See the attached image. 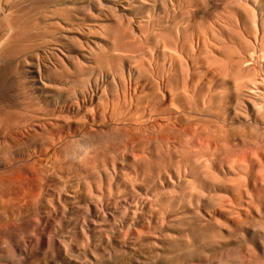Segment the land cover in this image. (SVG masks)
<instances>
[{"label":"rangeland","instance_id":"obj_1","mask_svg":"<svg viewBox=\"0 0 264 264\" xmlns=\"http://www.w3.org/2000/svg\"><path fill=\"white\" fill-rule=\"evenodd\" d=\"M1 1L3 2L4 0H0V3L4 5L5 2L2 3ZM79 1L82 2L83 5H85L81 12H84L86 14L89 11L88 6L86 5L88 4V2H90V0H77V2L76 0H74L73 4H78L77 6H79ZM159 1L163 2V0ZM168 1L169 0H167V2ZM172 1L176 2V0ZM6 2L8 3V1ZM10 2L11 0L8 3L9 6H11ZM224 2L225 0H193L192 7L189 11H185L184 8L183 10L181 9L179 13L177 12V18L179 20H182L181 22L179 21L180 23L178 22V24L182 25L183 22L184 24L193 22L195 26L203 22L202 24L206 23L203 26L206 27L207 25V27H210L212 25H216V23H220L225 24L228 27L229 25L235 24V22L237 24H241L243 22L246 23V21H244V18L241 15L236 14L235 17V15H233L234 13H232L230 10H225V5L228 2L226 1L225 4H221ZM99 3H101V0H99ZM247 3L245 4V2L243 1L244 7L247 8L248 6V9L251 8L250 11L252 10V12L254 11L253 13H256L254 14L256 16V18L254 19L259 22L262 21L261 24L257 22L259 26L264 25V11L261 10L264 9V0H258V2L257 0H249L247 1ZM8 4L4 5L5 7L3 5H0V7H2L0 9L1 16L9 14L8 18L7 15L5 19L3 17V22L7 19H11L12 21V23H10L11 21L9 20H7L6 23H2V17L0 16V25L2 26V24H5V26H2L3 29L0 28L3 32L6 30V28L8 29L9 23L10 25L13 24V26L17 29L19 27L18 30L22 31L23 29V31H25V29L27 28H24L25 24L28 23L29 20H35L33 25L31 23H28V30H31L29 31L32 35H30V32L27 33L28 30H26V32H23L24 35L20 33L21 31L18 32L17 30V32L20 34L19 35L18 33H15V40L17 41L12 39L8 42V37L9 40L11 39V30H6V32L8 31L7 34L6 32H4L3 36L6 38L3 37L5 39L3 42L7 41L8 45H13L12 43H15L16 45L14 44V48L18 47L17 45H21L19 46V48H17V50L16 48L14 49L12 46H8L10 50L8 52L7 50L2 48V45L4 47V44L7 43H2L0 45V49H2V51H6V56H4V54L0 50V53H2V55H0V264H107L110 261L115 260L116 258H120V260L122 259L126 262L129 261L128 264H142L144 263L143 261L146 260L147 262L151 260L152 264H155V261L156 264H162L164 259L163 257L167 258L166 261H168V264H178L176 262L178 260L179 264H264V230L262 229L264 228V183H262V178H264V50H262L261 48V46H264V34L262 33L261 27H258L259 30L261 29V32L257 29V33H255L256 31H252L251 29H249L246 34L245 32H241V35L237 34L236 32L235 33L237 35H234V32L228 35V33L232 32L233 29L231 31L229 30L228 32H224V34L220 33L221 36H219L218 33L217 35H215V32V37L212 38L213 35L210 34L212 33L210 30L207 31V34H205L206 31L201 32L197 30L199 27L202 26L199 24L200 26H197L195 27L196 29H193L197 30L202 34L204 32L205 33L201 35L200 33H196L197 31L191 30L192 32L188 31L186 33L187 36L186 34H182V36L181 34H177V36L179 35L178 39L183 48L181 49L180 45L177 48L178 51L177 49L172 51L173 49L171 50L169 48H161L163 36L160 37L162 33L159 34V32L156 31L157 24L161 21L159 18H157V15L159 16L158 13H161L162 10L161 8L159 9L160 5L157 7L156 10L154 9V7L150 8V14L148 19H151L148 21V24L145 22L147 24L146 26L145 23H143L144 26H142V24L138 27L136 21H131L129 24H127V26L125 25L126 23L122 24V26L124 25L126 26V28H123L121 26L122 29H125L122 30L121 35L125 33L128 37L125 35L124 36L128 39H124V37L120 35L119 31H117L118 33L116 32L117 29L116 25H114V21H103L100 19V17L97 18L96 13H93V15L91 12H88L92 16H89V14L87 13L86 15H88V17H86V19L84 18L86 21L84 19L78 21L81 22L83 20V22L85 23H79V28H83H81L82 30H77L79 33L80 31H82L83 33L80 34H82L83 36L77 35L80 39H76L77 41L74 40L76 44L74 42L71 43L72 40L71 42L69 41L70 44H68L69 42H67L66 46L70 48H68L69 50L67 49L65 53L69 55V57L66 55L64 59V57L56 51L58 50L57 48H59V44L57 43L58 41L53 38L54 33H51L52 36L49 33L50 35L48 36H51L49 38L47 36V32L43 31V29H50L51 26L49 22H58V24H56H60V27L64 25V22H66L64 20L66 15L69 13V15H72V12H70L69 10L70 8L67 6V2L62 3L64 5L60 4L59 6L61 7L57 6L58 8H60L59 12H61L63 16L57 17V14H54L53 16L45 15V17L43 16V19L41 18L42 16L39 15V17L37 13L34 14L37 16L36 17L32 15L33 13L31 12L30 16L32 17H30L29 14H26V12H24L25 14L19 12V9H15L18 11L19 14H17V11L14 10L16 13L15 14L14 11H12L13 9L10 8V11L6 9V6H8ZM62 6L67 7L66 10H69V13L64 12L63 9L65 7L63 8ZM61 8L63 9L61 10ZM5 11L7 13H5ZM11 11L12 17L10 16ZM151 11H153L155 15ZM260 11L263 13H261ZM59 12L58 14H61ZM22 14L23 16H21ZM27 15L29 16L27 17L28 19H26ZM224 15L226 16L224 17ZM19 16L20 19L21 17H24L23 19L27 20V22H25V20L23 19L21 20L25 22V24H23V22L21 23L22 25H24L22 27L21 25L16 24L19 19ZM152 16L153 18L155 16V21L152 20ZM14 17L17 18V20ZM33 17L36 18L33 19ZM61 17H63V19H60ZM261 17H263V20L261 19L260 21ZM156 19H159L160 21L158 20L159 22H157ZM31 22L33 23V21ZM209 23H212V25H210ZM90 26L93 28H91L90 30L88 29L87 32V28ZM20 27L22 29H20ZM83 30L86 32L84 33ZM2 31L0 30L1 37V34H3ZM43 33L45 35H43ZM27 34H29V36H32L31 39L28 38ZM117 34L123 37L122 39L124 41L120 39L122 41L121 44L117 42L119 39L115 38L118 37ZM208 34H210L211 36ZM5 35H8V37ZM15 35L13 34L12 37ZM21 35L22 37L26 36L25 40L23 38V42L26 41L25 43L20 42L22 39L20 37ZM158 36L161 39L160 43L158 42L160 40ZM235 36L238 37L236 38ZM82 37H85V39H93L96 41V44H87L86 40ZM216 38L218 39V41ZM26 39H29L30 42L28 41V43ZM184 39L185 41H183ZM2 40L0 42H2ZM42 40H44L45 42H43ZM48 40L51 41V43H47ZM78 40H80L81 43ZM203 40H206L210 43L209 44L205 42V44H208H206L205 46L206 49L204 48V44H202ZM220 40L221 42H219ZM123 42L125 43V46ZM46 43L49 45H44V47L43 44ZM129 43L131 44V46L129 45ZM37 44L38 46H36ZM117 44L119 47L117 46ZM211 44L213 47H209V45ZM248 44L251 46H249ZM88 45H91L89 47L91 50L88 48ZM218 46H220V49L218 48ZM4 48H7V45ZM13 49L15 51L12 52V54H9L11 53V51H13ZM51 49H53L54 51ZM28 53L31 54V56ZM35 53L37 54L35 55ZM52 53H54V56ZM55 53L57 56L59 55V57H61V59L63 60V62H60V65L58 62L62 60L60 58H56L55 60ZM82 53L85 55L88 54L87 56L90 55L89 58L91 59L82 58V56L80 55ZM34 55L35 57H33ZM20 58L22 60H20ZM26 60L30 61L27 62ZM37 61L38 64H36V66L38 65V67H36L35 65L32 67L35 70L37 68L39 74L42 77L41 80L43 82L49 83L50 87L52 88L51 90L49 87L47 91L38 92L36 89L33 88L30 75L26 73V69L29 67V65H33L34 62L37 63ZM39 63L42 65H40ZM61 64L64 66H62ZM45 65L46 67L49 65L47 69H45ZM48 71L49 73H47ZM250 72L252 75H249ZM46 75L49 77H46ZM24 76H28L26 77V80L24 79ZM171 76L173 78H169ZM44 77L47 78V80L45 79L46 81L44 80ZM166 77L169 78V82L172 79L176 80L177 78V81L172 80L170 84L172 85L173 82L175 84L179 81L178 84H175L178 87H180L181 82L185 81L184 83L186 89H183L185 92H183L184 97L181 93L183 90L181 92H178V98L181 100V105L179 103L180 106L178 104V106H175L179 108L176 109V107L174 106L176 112L178 110L181 116L178 114V112H175L176 114L174 115V117L177 116L175 117L177 120L174 119L164 121V119H156V124L161 123L160 125H162V131L161 129L159 130V126L153 125L152 120L149 119L150 116L147 117V111H144V114L146 112L145 115L142 113V115H144V117L146 116L145 118L148 119L147 121L144 120L145 118H142L143 120L139 119V116L141 115L139 113L142 112L141 110H146L143 108L144 106L141 105V100L143 99L144 101H147L148 97L155 101V105L158 107L162 106V104L164 103L166 105L168 104L167 101L164 102V100H162L161 98L164 95L168 96V94L166 93L167 89L163 88V86L161 85L162 81L168 80L166 79ZM27 80L29 81V85ZM54 81L56 83H54ZM155 81H158V85ZM186 82L189 86L186 85ZM184 83L182 84L184 85ZM182 84L181 86H183ZM55 86H57L56 90L59 88L60 89L56 91L54 89ZM192 88L195 90H193ZM49 94H51V96ZM151 94L152 96H154L151 97ZM123 98L125 99V102L127 101L126 103L122 102ZM145 98L147 100H145ZM204 98H208L209 103ZM135 99L139 101L136 102ZM185 100H188L189 103L188 101L185 102ZM193 101L194 103H192ZM131 102L133 105L130 104ZM138 102H141L140 105L143 106L140 107V109L138 108L140 106ZM122 103H124V105L126 106H124V109ZM136 104L137 108L140 110H138L139 112L137 111L138 113L136 112V108L134 107L136 106ZM111 105H114L116 108L117 106H119L118 108L119 110H121V115H124L125 108H127L126 110H128V106H131V109H133L131 112H133V114L135 115V111L136 114L139 115V118H137L139 119L138 121L140 122L141 120L143 121V123L137 122L136 118H134L136 119V122L132 117L131 120L129 115H124L125 117L120 116V118L118 119L115 118V120H117L115 122L114 117L119 115V110L114 108V106L112 107ZM107 106L109 108L108 110H105V112L103 109H105V107L107 109ZM111 107L113 108V110ZM89 109H91L93 113L90 112ZM114 109L116 110L114 111ZM175 109L173 108L172 111L174 112ZM179 109L183 111H180ZM110 111H112V113ZM116 111L117 114H115ZM103 112L104 115L102 114ZM111 114L112 116H110ZM126 114H130V112H127ZM107 115H109V118ZM104 116H106L107 119L103 118ZM128 116L130 120H127ZM121 117L122 119L124 118L126 124H122L124 120L122 121ZM183 117L185 119H183ZM178 118L181 119L178 120ZM189 118L190 120L191 118H193L192 120L195 119L194 121L191 120L193 123L196 121L202 122V120L203 123L207 121L205 124L209 126L206 127L207 130H209V135L212 136L214 133L217 132L215 135L220 137L218 142L215 138L216 140H211L209 145L208 143H205L206 145L202 144L204 145V148L201 146H195L196 149L193 146V148L190 147V140H188L185 136L183 137L184 132H182L185 128L188 129V131L186 130L185 132L186 136H188L189 134L187 133L191 132L194 129V125L191 126L192 123L188 120ZM185 120L188 121L186 122ZM131 121H134L135 123H137V125L135 123H132ZM179 121H181V123ZM144 122H146V124ZM141 123L143 125L138 126V124ZM173 123H175V125ZM178 124L180 126L183 125L182 127L184 128L179 127ZM144 125L146 126L144 127ZM153 126H156L157 128H153ZM175 126L177 129L175 128ZM186 126H189L191 128L189 129ZM132 127L133 129L131 131L130 129ZM135 127L138 130V134ZM142 127L145 129H143ZM181 128L183 130H181ZM179 129L181 130V133L179 132ZM144 130H149V132L147 131L148 134L147 132L145 133ZM169 130L170 132L172 131V133H170ZM128 131L131 132L130 136L128 134ZM139 131H142V134H145L143 136H150L149 134L151 132H155L154 134L151 133L150 137H152V135H154L153 138L156 136L154 138V140L156 139V142L162 137H164V140H166V138L170 134V139L175 141H173L172 143V140H166V146L167 144H171V148L173 147L174 150L181 149L180 152L182 153L178 152L179 150H177L176 153V151L171 149L169 146H167V148L166 146L163 147L164 149L162 148L161 152L166 149L164 151L165 153H162H167V155H162L163 157L159 156L161 155L159 154L160 151L157 152L159 155H157V153L155 152L146 153V148H144L145 151L142 150V153L139 152L141 149L139 151L132 149V151H130L131 153L128 152L129 150H127V148L130 147V145H125L128 142V140L126 139L131 138V134L134 137H137V135L138 137H140L141 133ZM132 132L137 135H134ZM166 132L169 133L167 134ZM160 133H162L164 136H162V134ZM121 134H123L124 137L127 135L129 136H127V138L123 137V139L126 140V143H124L125 140H121ZM172 134L174 136V139L172 138ZM178 134H181L182 138L181 136H178ZM183 138H186V142L184 141L183 143H179V141H182ZM177 140H179L178 143ZM173 144L175 146H173ZM178 144H182L180 148L179 146H177ZM122 145L124 146V148L127 146V148H125L127 152L121 151H125ZM188 145L190 146L188 147ZM169 148L171 150H169ZM182 148L185 151H183ZM194 149L197 151H195ZM168 150L172 152H169ZM77 151L81 154L78 155ZM132 153H134L135 155ZM149 153L151 154L149 155ZM173 153L175 155H178L179 153V158H175L176 156L173 155ZM152 154H155L154 156L156 158ZM183 154H185L189 159L191 157L194 160H196L194 157H200V160L207 158L206 160L208 161H206V163H210L207 164L211 169H209V167H207L206 169L209 170V172L207 171V175L209 176V183L205 182V186L204 184L202 185L203 188L202 186H198L199 188H195L197 185H195L194 188L192 187L195 190L197 189V192L188 187L187 190L185 186L179 188V183L185 180V178L189 179V176H186L187 174H183L182 172L176 171L178 167L177 164H180L179 161L181 160L182 162H184L187 159V157ZM140 155H144L145 158L144 156L142 157ZM181 155L183 158L181 157ZM136 156L138 157L136 158ZM139 157L144 162L141 161L143 163H139L138 165V162H140V159H138ZM160 157L164 160L162 159V161L157 159ZM134 158H136L135 161H138L135 162ZM145 159L146 161L150 159V162H153L154 159L155 162L157 160V163H159L160 161L165 162L166 165L168 164L167 166H164L167 170L164 171L163 169V165L165 163H163V165L162 163L156 164L155 168L154 162V165H152L153 167H150V164L152 162H146ZM232 159L234 160V163H236V161H239L240 163H237L240 165L238 166V164L234 163L233 165H231V162H233ZM128 161H130L131 163ZM174 161H177V164ZM197 161L200 162L199 160ZM133 162H135V164ZM148 162L150 164H148ZM242 163L243 166L241 165ZM132 164H134V166ZM146 164H148V167L150 169L153 168L151 169L152 171L154 170V172L151 171L152 174L154 173L153 175L155 176L158 174V176H156L155 183L150 185V187L148 188V193L144 194L143 192L145 187H142V184H140V186L142 187L140 188L138 182L141 178L140 176L146 174ZM158 165H160L163 170L160 169ZM234 165H236L237 167L241 166V170L239 168L238 170L237 167ZM229 166H234V168H236H230ZM145 167L146 169L144 170ZM228 167L232 170L230 171ZM155 169H157V171L160 170L162 172L159 173L155 171ZM148 171L149 170H147V173ZM215 176L217 178H215ZM131 177L133 178V180ZM249 178L251 180L252 178H254L256 182H254L253 180L254 183H252ZM129 179H131V181ZM128 180L130 184L129 182H127ZM236 180H239V182H236ZM233 181H235L236 183ZM131 184L132 187H130ZM233 186L240 187V195L242 194L241 197L237 196L238 193L235 192L237 191L235 189H237L238 187L234 188ZM130 188L132 190L135 189L134 191L138 190L139 192L135 193L130 190ZM190 190H193V192ZM130 191H132L133 195L138 197V199L140 196L137 205L142 203L143 206H139L140 208H138V206H135L137 207V211L133 205L128 206V208L126 207L128 202H126L127 200H125V195ZM180 192L181 194H179ZM189 192H191V194L197 193V196L192 195L194 198L192 196L187 197L190 195ZM116 193L118 195H116ZM171 195L174 197H172ZM199 195L200 197H198ZM249 196L254 199L252 200L254 201L255 205H252V207L250 206L251 204L246 205V202L249 200ZM141 197L143 200L141 199ZM144 197L146 198L144 199ZM153 197H160V200H162L163 198L162 202H164L165 200L169 202V207L167 208L168 211H166L167 209H165L164 207V210L166 212L163 218H161L162 216L155 213L154 210H151L153 209L152 204L155 200ZM238 197H240V199ZM169 198L173 199L171 200ZM175 198L178 200L176 201ZM181 198L182 201L180 200ZM236 198H238L241 203L243 202V205L241 204V206H239L240 210L239 207L237 209L238 212H242L240 214V219L239 217L236 218L237 215L234 213V207H230L232 208L233 212L225 209L229 208L228 201H239ZM119 199H121L120 202L118 201ZM122 199L125 201H123ZM151 199L154 200L151 201ZM165 202L161 205L165 206ZM147 203L151 205H148ZM166 206H168L167 202ZM131 207L133 208L131 209ZM248 207L249 211H251L250 214L252 215L248 213L249 211L247 212L246 208ZM128 209H134V212L131 211L130 214V210ZM126 210L127 212H125ZM244 212L245 215L243 214ZM230 213L233 217L230 215ZM248 214L251 217H248ZM242 218L244 222H242ZM245 219L247 221H250L248 222L249 224L245 222ZM250 219H252V221ZM214 222L217 223L214 224ZM243 223L245 224L243 225ZM180 224L183 226H181ZM217 225H219V227ZM245 225L246 227H244ZM220 226L222 227L220 228ZM248 226H251V228L255 230L253 231L251 228H248ZM201 228H207V234H212L217 230L219 231L215 233L219 234L218 236L216 235L214 237L216 239L210 238L212 239L211 241L208 238L209 242L206 241V243L200 245V249L196 247L197 249H194L196 251L195 255L192 254L195 257L192 255L187 256V254H185V257H182L184 260L178 258L177 260L175 259V254L172 253V257L175 260L172 259L170 255L171 251L169 250V248H172V246L177 248L175 245H179L180 243L182 244V242H180L182 240V235L186 234L188 238H192V234L195 232H199ZM230 228H232L233 230ZM256 228H258V230ZM124 229L127 231H125ZM189 229L192 232H190ZM204 229H201V231H203ZM194 230L195 232H193ZM229 231H233V233H230ZM188 232L191 233V235L189 233L190 237L188 235ZM234 232L239 238L236 236V234L234 235V237L231 236L234 234ZM229 233L231 235H229ZM154 234H156L155 237ZM171 234L173 235V237L175 234L179 237H176L175 235V237L172 238ZM222 235L223 238L224 236L225 238L229 236L231 237L227 239L219 238L220 236L222 237ZM184 238L186 239L187 237H183V239ZM193 238L192 243L195 244ZM172 239L175 240V243ZM171 240L172 244H170ZM176 241H179L180 243H177ZM211 242H214V244L212 245ZM252 242L254 243V245ZM167 244H170V246L166 247ZM182 247L183 244L181 248ZM166 249L169 250V253ZM163 250L164 253L162 252ZM197 250L198 256L196 255ZM165 251H167L166 254ZM247 253L249 256L247 255ZM84 254L86 255V257ZM111 255L114 256L109 257ZM94 256L96 257V259ZM97 256L99 263L97 261ZM180 256H183V253ZM206 256L209 258H207ZM151 257L155 259L152 260ZM157 258H160L161 262ZM168 258H171L172 262L170 261L171 259L168 260ZM185 258L187 259L185 260ZM169 261L171 263H169ZM147 262L145 263L148 264ZM165 262H163V264H166ZM149 263L151 264V262Z\"/></svg>","mask_w":264,"mask_h":264},{"label":"bare ground","instance_id":"obj_2","mask_svg":"<svg viewBox=\"0 0 264 264\" xmlns=\"http://www.w3.org/2000/svg\"><path fill=\"white\" fill-rule=\"evenodd\" d=\"M6 1H8V3H9V1L10 0H4L3 2H5V3H7ZM162 1V0H161ZM224 1V0H223ZM228 2V3H226V5H225V10H230L232 13H234L233 15H235V17H236V14L237 15H241L243 18H244V21H246V23L245 22H243V23H241V24H237L235 21V24H232V25H229L228 27L225 25V24H220V23H216V25H212V23L210 24V25H212V26H210V27H207V25H206V27L205 26H203V25H205V24H202L203 22H201V24L200 25H202L201 27H199L197 30H199V31H201V32H203V31H206V33L205 34H207V31L208 30H210L212 33H210L211 35H213L212 36V38L213 37H215L214 36V33H215V35H217V33H218V35L219 36H221V34L220 33H222V34H224V32H228L229 30L231 31L232 29V32H230V33H228V35L229 34H231V33H233L234 32V35L237 33V34H240L241 32H245V34H246V32H248L249 31V29H251L252 31H256L255 33H257V29H258V27H261V29H262V33L264 34V32H263V30H264V25H262V26H259V24L257 23V22H259V21H256V19H254V18H256V16L254 15V14H256V13H253L252 12V10L250 11V9H248V6H247V8L246 7H244V4H243V1L245 2V4L247 3V1H249V0H232V1H228V0H225V2ZM2 2V1H1ZM2 2V3H3ZM64 2H67V6L70 8L69 10H70V12H72V15H69L70 13H69V10L67 11L66 10V8L67 7H65V6H62L63 8H61V10L63 9L64 10V12H68L69 14H67L66 15V17H65V14H64V17H65V21L66 22H64V25L62 26V27H60V24L59 25H57L58 24V22H49V24H50V29H43V31H45V32H47V36L48 35H50L51 33H54L53 34V38H55V40L56 41H58L57 43L59 44V48H57L58 50H56L60 55H62L63 57H64V59H65V57H66V50L68 49V48H70V47H67L66 46V44H67V42H71V40H72V42L71 43H73L74 42V40H76V39H80V38H78V36L80 35V36H83L82 34H80V33H83L82 31H80V33L78 32L79 30H82L81 28H83V27H81V28H79V26H80V24H81V22H83V20L81 21V22H78V21H80L81 19H86V17H88V15H86L88 12H91L92 14L93 13H96V15H97V18L98 17H100V19L101 20H103V21H114L115 23H114V25H116V32L117 31H119L120 32V35H121V33H122V30H125V29H122V27L124 28H126V26H127V24H129L131 21H136V24H138V27H139V25H142L143 23H149L148 21L151 19H148L149 18V12H150V8H153L154 7V9L156 10L157 9V7L159 6V9L161 8L162 10H161V13L159 12L158 14H159V16L157 15V18H159L158 20L160 21H158L157 19V22H159L158 24H157V29H156V31L157 32H159V34H161L162 33V35L160 36V37H162V42H161V45H162V47H161V45H160V47L163 49V48H169V49H173L172 51H174L175 49H177L178 48V46H180L181 45V43H180V41H179V39H178V36H177V34H181V36H182V34L184 35V34H186L188 31H190V32H192L191 30H195L196 28L195 27H197V26H200L199 24L198 25H195L194 26V24H193V22H189V23H185L184 24V22L182 23V25L180 24H178V22L180 21H182V20H179L178 18H177V12L179 13L180 12V10L182 9H184L185 11H189L190 9H191V7H192V4H193V0H176V2L175 1H172V0H169L168 2H167V0L166 1H164L163 0V2H160L159 0H101V3H99V0H90V2H88V4L86 5V6H88V8H89V11L85 14L84 12H81L82 10H83V8H84V6L85 5H83L82 4V2H80L79 1V6H77L78 4H73V2H74V0H11V6H9V4H8V6H6V9L7 10H9L10 11V8L11 9H13L12 11H14L15 9H19V12H21V13H24V12H26V14H29V16L31 15V12L33 13L32 15H34L35 13H37L38 14V16L40 15V16H42L41 18L43 19L44 17H45V15H47V16H53L54 14L56 15L57 14V17H59V16H63L62 15V13L61 12H59V10H60V8H58L57 6H59L60 4L61 5H64V4H62V3H64ZM76 2H77V0H76ZM167 2V3H166ZM201 2V1H200ZM225 2L224 3H221V4H225ZM257 2H258V0H257ZM4 3V5H7V4H5ZM13 3V4H12ZM159 3V4H158ZM256 3V2H255ZM260 3H261V1H260ZM263 3V2H262ZM151 4V5H150ZM158 4V5H157ZM202 4H203V2H202ZM248 4V3H247ZM258 4V3H257ZM0 5H3V4H1L0 3ZM3 5V6H4ZM246 6V5H245ZM264 6V5H263ZM5 7V6H4ZM3 7V8H4ZM8 7V8H7ZM59 7H61V6H59ZM223 7H224V5H223ZM250 7V6H249ZM259 7H261V6H259ZM258 7V8H259ZM2 7H0V9H1ZM82 8V9H81ZM88 8H87V10H88ZM86 9V8H85ZM84 9V10H85ZM3 10V9H2ZM1 10V11H2ZM6 10V11H7ZM66 10V11H65ZM225 10H224V12H225ZM261 10H263L264 11V9H261ZM5 11V13H7ZM12 11L10 12V16L12 17ZM15 11H17V10H15ZM15 11H14V13H15ZM191 11H193V10H191ZM4 12V11H3ZM58 12L59 13H61V14H58ZM151 12H153V11H151ZM261 12V11H260ZM259 12V13H260ZM1 13V12H0ZM4 13V14H5ZM20 13V14H21ZM154 13V12H153ZM183 13V12H182ZM185 13V12H184ZM187 13V12H186ZM190 13V12H189ZM189 13H188V15H189ZM193 13V12H192ZM261 13H263V12H261ZM16 14V13H15ZM17 14H19L18 13V11H17ZM25 14V13H24ZM85 14V15H84ZM89 14V16H92V15H90V13H88ZM6 15H7V18H8V15L9 14H5V16H1V14H0V16L2 17V23H6V21L7 20H9V19H7V20H5L4 22H3V17H4V19H5V17H6ZM94 15V14H93ZM154 15H155V13H154ZM191 15V14H190ZM193 15V14H192ZM227 15V14H226ZM226 15H224V17L226 16ZM14 16V15H13ZM21 16H23V14L21 15ZM25 16V15H24ZM28 15L26 16V19H28L27 17H29ZM34 16H36V15H34ZM39 16V17H40ZM44 16V17H43ZM46 16V17H47ZM183 16V15H182ZM240 16V17H241ZM263 16V15H262ZM17 17H18V15H17ZM30 17H32V16H30ZM37 17V16H36ZM36 17H33V19L34 18H36ZM38 17V18H39ZM56 17V18H57ZM151 17V16H150ZM180 17V16H179ZM189 17V16H188ZM192 17V16H191ZM15 18V17H14ZM13 18V19H14ZM24 18V17H23ZM22 17H21V19H20V16H19V19H18V21H17V23L16 24H18V25H21V27L22 26H24V25H22L21 23L23 22V21H21L22 19H23ZM55 18V17H54ZM91 18H93V17H91ZM147 18V19H146ZM152 18H153V16H152ZM154 18H155V16H154ZM152 19V20H154L155 21V19ZM181 18V17H180ZM193 18V17H192ZM228 18V17H227ZM242 18V19H243ZM1 19V18H0ZM16 20H17V18H15ZM46 19V18H45ZM49 19H51V18H49ZM60 19H63V17H61ZM84 19V20H85ZM178 21H177V20ZM194 19H195V15H194ZM213 19H215V18H213ZM231 19V18H230ZM239 19H241V18H239ZM249 21H248V20ZM261 19L263 20V17H261L260 18V21H261ZM15 20V21H16ZM23 20H25V19H23ZM35 20V19H34ZM34 20H31V21H33V23L29 20L28 21V23H31L32 25L34 24ZM201 20V19H200ZM210 20V19H209ZM223 20H225V19H223ZM222 20V21H223ZM237 20V19H236ZM9 21H11V19L9 20ZM8 21V22H9ZM37 21V20H36ZM62 21V20H61ZM86 21V20H85ZM89 21V20H88ZM177 21V22H176ZM190 21V20H189ZM221 21V20H220ZM241 21V20H240ZM243 21V20H242ZM249 23H248V22ZM20 22V23H19ZM25 22H27V20H25ZM25 22H23V24H25ZM153 22V21H152ZM179 22V23H180ZM197 22H199V21H197ZM215 22V21H214ZM224 22V21H223ZM238 22V21H237ZM262 22V21H261ZM261 22H259L260 24H261ZM264 22V21H263ZM10 23H12V21L10 22ZM10 23H9V25H8V29H10L11 30V39L9 40V37H8V35H5V36H7L8 37V39H7V41L9 42V41H11L12 39L13 40H15L16 39V35H15V33L17 34L19 31H21V30H18L19 29V27H18V29L16 28V27H14L13 26V24H11L10 25ZM13 23H15V22H13ZM28 23H26L25 24V27L24 28H26L25 29V31H23V29L20 27V29H22V31L20 32V33H22L23 34V32H26V30H28ZM48 23V22H47ZM57 23V24H56ZM80 23V24H79ZM124 23H126L125 25L126 26H122V24H124ZM134 23V22H133ZM145 23V26L147 25ZM154 23V22H153ZM8 24V23H7ZM15 24V25H16ZM46 24V23H45ZM48 24V25H49ZM62 24V23H61ZM82 24H85L84 22L82 23ZM208 24V25H209ZM215 24V23H214ZM228 24V23H227ZM264 24V23H263ZM17 25V26H18ZM27 25V26H26ZM2 26H5V24L3 25L2 24ZM1 25H0V28H2L3 29V27H2ZM82 26V25H81ZM122 26V27H121ZM142 26H144V24L142 25ZM214 26V27H213ZM233 27V28H231V27ZM6 27H7V25H6ZM6 27H4V28H6ZM120 27H121V29H120ZM249 27H251V28H249ZM91 28H93V27H88L87 28V32H88V29L90 30ZM193 28H195V29H193ZM2 29H0L1 31H2ZM7 28H6V30H8ZM32 29V28H31ZM38 29V28H37ZM153 29V28H152ZM151 29V30H152ZM260 29V30H261ZM6 30L4 31V32H6ZM17 30H18V32H17ZM30 30V29H29ZM27 31V33H29L30 31ZM78 30V31H77ZM121 30V31H120ZM141 30V29H140ZM169 30H171V31H169ZM197 30H195V31H197ZM259 30V29H258ZM259 30V31H260ZM84 31V30H83ZM114 31V30H113ZM145 31V30H144ZM194 31V32H195ZM3 32V31H2ZM4 32H3V34H1L2 35V37L0 36V41L2 40V42H0V45L3 43H7V41L6 42H3L5 39L4 38H6V37H4L3 35H4ZM38 32V31H37ZM86 31H84V33H85ZM111 32V31H110ZM116 32H114V33H116ZM124 32H126V31H124ZM123 32V33H124ZM130 32V31H129ZM236 32V33H235ZM251 32V31H250ZM249 32V33H250ZM261 32V31H260ZM8 33V31L6 32V34ZM10 33V32H9ZM50 33V34H49ZM118 33V32H117ZM175 33H176V35H175ZM196 33H200V32H196ZM203 33V34H204ZM255 33H251V34H255ZM15 35V36H13V37H15V38H13L12 37V35ZM19 34V33H18ZM129 34V33H128ZM175 36H174V35ZM201 35H203L202 33H200ZM199 34V35H200ZM210 34H208V35H210ZM236 34V35H237ZM20 35V34H19ZM19 35H17V36H19ZM24 35V34H23ZM30 35H32L31 34V32H30ZM35 35V34H34ZM38 35V34H37ZM43 35H45L44 33H43ZM78 35V36H77ZM86 35V34H85ZM110 35H112V34H110ZM115 35V34H114ZM118 35V34H117ZM120 35H118V37H115L116 39H119L117 42H119L120 44L122 43V41L120 40V39H122L123 37H124V39H128V38H126L125 36H127L125 33L124 34H122L121 36H123V37H121ZM125 35V36H124ZM158 35V34H157ZM156 35V36H157ZM173 35V36H172ZM210 35V36H211ZM241 35V34H240ZM257 35V34H256ZM27 36H28V38L29 39H31V37L32 36H29V34H27ZM51 36H52V34H51ZM50 36V37H51ZM121 38H120V37ZM186 36H187V34H186ZM186 36H184V37H186ZM205 36V35H204ZM254 36V35H253ZM4 37V38H3ZM22 39H21V41L20 42H23L24 40H25V38H26V36L24 37H22V35L20 36ZM35 37V36H34ZM49 37V36H48ZM49 37V38H50ZM88 37V36H87ZM128 37V36H127ZM145 37H146V35H145ZM183 37V38H184ZM201 37H203V36H201ZM236 37V36H235ZM238 37V36H237ZM236 37V38H237ZM242 37V36H241ZM17 38H19V37H17ZM23 38H24V40H23ZM39 38V37H38ZM48 38V39H49ZM83 39H85V37H82ZM158 38H159V36H158ZM182 38V39H183ZM197 38H199V37H197ZM206 38V37H205ZM204 38V39H205ZM217 38H218V36H217ZM216 38V39H217ZM232 38V37H231ZM243 38V37H242ZM29 39H26L27 40V42L29 41L30 42V40ZM36 39V38H35ZM47 39V38H46ZM58 39V40H57ZM115 39V40H116ZM139 39V38H138ZM147 39V38H146ZM160 39V38H159ZM158 39V40H159ZM220 39V38H219ZM254 39V38H253ZM54 40V39H53ZM86 40V43L88 44H93V45H95L96 44V41L95 40H93V39H85ZM123 40V39H122ZM237 40V39H236ZM15 41H17V40H15ZM43 42H45L44 40H42ZM41 41V42H42ZM77 41V40H76ZM79 42H80V40H78ZM84 41V40H83ZM124 41V40H123ZM160 41H161V39L158 41L159 43H160ZM183 41H185V39L183 40ZM210 41V40H209ZM215 41V40H214ZM217 41H218V39H217ZM245 41V40H244ZM14 42V41H13ZM26 42V41H25ZM25 42H23V43H25ZM28 42V43H29ZM34 42V41H33ZM42 42V43H43ZM54 42V41H53ZM70 42L68 43V44H70ZM128 42H129V40H128ZM127 42V43H128ZM147 42V41H146ZM182 42V41H181ZM198 42V41H197ZM205 42H207L206 40L204 41H202V44H204V48H205V46H206V44L207 43H209V42H207L206 44H205ZM219 42H221V40L219 41ZM219 42H218V44H219ZM246 42H248V41H246ZM12 43V42H11ZM18 43V42H17ZM37 43V42H36ZM41 43V44H42ZM47 43H51V41H49L48 40V42ZM43 44V46L44 45H49V44ZM75 44H76V42H74ZM81 43V42H80ZM124 43V42H123ZM136 43V42H135ZM158 43V44H159ZM191 43H192V41H191ZM13 45H11V44H9L8 45V43L7 44H4V47L7 45V48H4L3 47V45H2V48L3 49H5V50H7L8 52L10 51L9 50V47L8 46H12L13 48H14V44L15 43H12ZM21 44V43H20ZM85 44V43H84ZM197 44V43H196ZM210 44V43H209ZM213 44H214V42H213ZM16 45V44H15ZM23 45V44H22ZM73 45V44H72ZM77 45H79V44H77ZM114 45V44H113ZM123 45V44H122ZM129 45L131 46V44L129 43ZM133 45V44H132ZM137 45V44H136ZM208 45V44H207ZM249 45V44H248ZM247 45V46H248ZM18 47H15L16 48V50H17V48H19V46H21V45H17ZM25 46V45H24ZM26 46H28V45H26ZM36 46H38V44L36 45ZM69 46V45H68ZM81 46V45H80ZM86 46V45H85ZM91 46V45H90ZM89 45H88V48L90 47ZM117 46H118V44H117ZM124 46H125V43H124ZM130 46H129V48H130ZM210 46H212V44L211 45H209V47ZM215 46V45H214ZM249 46H251V45H249ZM248 46V47H249ZM45 47V46H44ZM77 47H79V46H77ZM119 47V46H118ZM118 47H117V49H118ZM126 47H127V45H126ZM213 47V46H212ZM220 46H218V48H219ZM0 48H1V46H0ZM14 48V49H15ZM21 48V47H20ZM121 48H122V46H121ZM123 48H125V47H123ZM181 49L183 48L182 47V45H181V47H180ZM190 48V47H189ZM223 48V47H222ZM250 48V47H249ZM261 48H262V50H264L263 48H264V46L262 47L261 46ZM13 49V51H11V53H9V54H12V52H14L15 50ZM49 49V48H48ZM90 49V48H89ZM113 49V48H112ZM206 49V48H205ZM220 49V48H219ZM218 49V50H219ZM1 51H2V49H0ZM12 50V49H11ZM32 50H34V49H32ZM32 50H31V52H32ZM40 50H42V49H40ZM44 50V49H43ZM51 50H53V49H51ZM69 50V49H68ZM71 50V49H70ZM73 50V49H72ZM80 50V49H79ZM91 50V49H90ZM132 50V49H131ZM217 50V49H216ZM54 51V50H53ZM115 51V50H114ZM138 51V50H137ZM167 51H168V49H167ZM177 51H178V49H177ZM204 51V50H203ZM5 52L6 51H2V53L4 54V56H6V54H5ZM35 52V51H34ZM37 52V51H36ZM39 52V51H38ZM42 52H45V51H42ZM70 52V51H69ZM100 52V51H99ZM131 52V51H130ZM129 52V53H130ZM135 52V51H134ZM141 52V51H140ZM163 52V51H162ZM191 52V51H190ZM207 52V51H206ZM2 53H0V55H2ZM50 53V52H49ZM85 53V52H84ZM88 53H89V51H88ZM102 53V52H101ZM133 53V52H132ZM164 53V52H163ZM173 53V52H172ZM8 54V53H7ZM8 54V55H9ZM29 54V53H28ZM37 53H35V55H36ZM44 54V53H43ZM53 54V56H54V53H52ZM124 54V53H123ZM126 54H127V52H126ZM30 56H31V54H29ZM28 55V56H29ZM33 55V54H32ZM35 55L33 56V57H35ZM55 55H56V53H55ZM78 55V54H77ZM76 55V56H77ZM81 56H82V58H85V59H91V58H89V56H87L88 54H80ZM79 55V56H80ZM110 55V54H109ZM118 55V54H117ZM164 55V54H163ZM170 55H172V54H170ZM40 56V55H39ZM45 56H46V54H45ZM51 56V55H50ZM68 57H69V55H67ZM152 56V55H151ZM18 57V56H17ZM32 57V58H33ZM37 57V56H36ZM78 57V56H77ZM92 57V56H91ZM140 57V56H139ZM216 57V56H215ZM24 58V57H23ZM29 58V57H28ZM31 58V57H30ZM55 58V60H56V58L58 59V58H60L61 59V57H59V55L57 56H55L54 57ZM76 58V57H75ZM59 59V60H60ZM78 59V58H77ZM195 59V58H194ZM198 59V58H197ZM20 60H22L21 58H20ZM25 60V59H24ZM37 60V59H36ZM35 60V61H36ZM62 60V59H61ZM73 60V59H72ZM116 60V59H115ZM173 60V59H172ZM19 61V60H18ZM27 61V60H26ZM30 61V60H29ZM29 61H27V62H29ZM81 61V60H80ZM17 62V61H16ZM60 62H63V60L62 61H59L58 63H59V65H60ZM84 62V61H83ZM193 62H194V60H193ZM85 63V62H84ZM89 63V62H88ZM198 63V62H197ZM27 64H30V63H27ZM36 64H38V61H37V63L36 62H34V64L33 65H29V67L26 69V73L27 74H29L30 75V78H31V83H32V85H33V88L34 89H36L38 92H43V91H47V89L50 87V84L49 83H46V82H43L41 79H42V77H41V75L39 74V71L37 70V68L36 67H38V65L36 66ZM40 64V63H39ZM44 64V63H43ZM50 64V63H49ZM54 64V63H53ZM53 64H52V66H53ZM64 64V63H63ZM86 64V63H85ZM180 64V63H179ZM211 64V63H210ZM215 64H217V63H215ZM24 65V64H23ZM36 66V67H34V68H36V70L35 69H33V67L32 66ZM40 65H42V64H40ZM58 65V66H59ZM62 65V64H61ZM80 65V64H79ZM78 65V66H79ZM84 65V64H83ZM49 66V65H48ZM47 66V67H48ZM57 66V65H56ZM62 66H64V65H62ZM42 67V66H41ZM47 67H46V65H45V69H47ZM61 67V66H60ZM66 67V66H65ZM108 67V66H107ZM50 68V67H49ZM160 68V67H159ZM170 68V67H169ZM55 69H56V67H55ZM188 69V68H187ZM40 70V69H39ZM41 70H42V68H41ZM170 70V69H169ZM47 71V70H46ZM50 71V70H49ZM49 71L47 72V73H49ZM163 71V70H162ZM81 72V71H80ZM165 72V71H164ZM189 72V71H188ZM21 73V72H20ZM44 73H46V72H44ZM82 73V72H81ZM84 73V72H83ZM168 73V72H167ZM186 73V72H185ZM42 74V73H41ZM148 74V73H147ZM170 74V73H169ZM199 74V73H198ZM251 74V72L249 73V75ZM28 75V76H29ZM40 75V76H39ZM78 75V74H77ZM163 75V74H162ZM172 75V74H171ZM252 75V74H251ZM28 76H26V77H28ZM247 76V75H246ZM25 77V76H24ZM26 77L24 78L25 80H26ZM46 77H49V76H47L46 75ZM185 77V76H184ZM29 78V79H30ZM169 78H173L172 76L171 77H169ZM169 78L168 77H166V79H168V80H166V81H162L161 82V85L163 86V88H165V89H167L166 90V93L168 94V96L166 95H164V96H162L161 98H162V100H164V102L165 101H167L168 102V104L166 105L165 103L164 104H162V106H156L155 105V101H153L152 99H150L149 97H148V100L145 98V100H147V101H144L143 99V101L141 100V102L143 103H145V105H144V103L142 104L141 102V105H143V106H141L140 105V103H139V109H140V107H143L144 109H146V110H141L142 112L141 113H139V114H141L140 116L139 115H137L136 114V112L139 110L138 108H137V104H136V106H134L135 108H136V112L134 111V113H135V115H137V116H135L134 114H133V112H131L133 109H131V106H128L129 108H128V110L129 109H131V110H126L127 108H125V111H124V115H129L130 116V118L132 117L133 119L134 118H139V119H144L145 117H144V115L146 114V112H145V114H144V111H147V117H149L150 116V120H152V123H153V125H156V126H159L158 128H159V130L161 129V126L162 125H160V124H156V119L157 118H160V119H164V121L166 120H174V119H176L175 117H177V116H175L174 117V115L178 112V114H179V111L177 110V112H176V109L177 108H179V107H176V106H178L179 105V103H180V105H181V100L178 98V92H181L183 89H186L185 88V81H183V82H181L180 83V87H181V89H180V87H178L177 85H175V84H178V82L177 83H175L174 84V82L172 83V85L170 84L171 82H172V80L174 81L175 79H172L170 82H169ZM176 78V77H175ZM47 80V78H45L44 77V80ZM54 79V78H53ZM84 79V78H83ZM45 80V81H46ZM186 80V79H185ZM188 80V79H187ZM245 80V79H244ZM28 81V80H27ZM26 81V82H27ZM52 81V80H51ZM59 81V80H58ZM57 81V82H58ZM159 81H160V79H159ZM175 81H177V78H176V80ZM156 82V81H155ZM158 82V81H157ZM156 82V84L158 85V83ZM54 83H56L55 81H54ZM60 83V82H59ZM64 83V82H63ZM182 83H184V85L182 84ZM187 83V82H186ZM181 84L183 85V86H181ZM28 85H29V81H28ZM57 85V84H56ZM60 85V84H59ZM94 85V84H93ZM187 86H189L188 85V83L186 84ZM2 86V85H1ZM31 86V85H30ZM54 86V85H53ZM52 86V87H53ZM161 86V87H162ZM186 86V87H187ZM29 87V86H28ZM160 87V86H159ZM182 87H184V88H182ZM196 87V86H195ZM56 88H57V86H55V90H56ZM59 88V87H58ZM66 88V87H65ZM158 88V87H157ZM190 88V87H189ZM52 88L50 87V90H51ZM53 89V90H54ZM60 89V88H59ZM59 89H57L56 91H58ZM161 89V88H160ZM164 89V90H165ZM193 89V88H192ZM199 89H200V87H199ZM209 89V88H208ZM30 90V89H29ZM28 90V91H29ZM33 90V89H32ZM54 90V91H55ZM61 90H62V87H61ZM60 90V91H61ZM163 90V89H162ZM193 90H195V89H193ZM37 92V93H38ZM53 92V91H52ZM159 92V91H158ZM162 92V91H161ZM183 92H184V90L181 92L182 93V95H183V97H184V94H183ZM199 92V91H198ZM201 92V91H200ZM209 92V91H208ZM16 93V92H15ZM29 93H31V92H29ZM46 93V92H45ZM134 93V92H133ZM180 93V94H181ZM185 93V92H184ZM193 93V92H192ZM34 94V93H33ZM163 94V93H162ZM35 95V94H34ZM50 96H51V94H49ZM181 95V96H182ZM42 96V95H41ZM40 96V97H41ZM46 96V95H45ZM55 96H56V94H55ZM148 96V95H147ZM154 96V95H153ZM152 96V94H151V97H153ZM212 96V95H211ZM44 97V96H43ZM42 97V98H43ZM47 97H49V96H47ZM143 97V96H142ZM145 97V96H144ZM186 97V96H185ZM31 98H32V96H31ZM36 98H38V97H36ZM46 98V97H45ZM182 98V97H181ZM196 98V97H195ZM194 98V99H195ZM199 98V97H198ZM44 99V98H43ZM154 99V98H153ZM184 99V98H183ZM187 99V98H186ZM205 99V98H204ZM136 100V99H135ZM179 100V101H178ZM198 100V99H197ZM205 100H207V102H208V98L207 99H205ZM132 101V100H131ZM137 101H139V100H136V102ZM186 101H188V100H185V102ZM122 102H125V99L123 98V101ZM127 102V101H126ZM125 102V103H126ZM158 102H159V100H158ZM198 102V101H197ZM134 103V102H133ZM183 103V102H182ZM188 103H189V101H188ZM192 103H194V101L192 102ZM209 103V102H208ZM37 104V103H36ZM111 104H113V103H111ZM123 104V109H124V103H122ZM130 104H132V102L130 103ZM178 104V105H177ZM202 104V103H201ZM102 105V104H101ZM133 105V104H132ZM176 105V106H175ZM179 105V106H180ZM183 105V104H182ZM189 105H191V104H189ZM195 105V104H194ZM112 107L114 106V105H111ZM176 107V109H175V107ZM187 106V105H186ZM111 107V108H112ZM119 106H117V108L114 106V108H116V109H118L119 110V108H118ZM126 107V106H125ZM108 106H107V109H106V107H105V109H103L104 111L105 110H108ZM110 108V109H111ZM133 108V107H132ZM135 108H134V110H135ZM175 109V111L173 112L172 111V109ZM181 108V107H180ZM207 108H209V107H207ZM116 109H114V111L116 110ZM182 109H184V108H182ZM211 109V108H210ZM87 110V109H86ZM90 110V112H92L91 111V109H89ZM112 110H113V108H112ZM117 110V111H118ZM180 111H183V110H181V109H179ZM113 111V112H114ZM117 111H116V113L115 114H117ZM123 111H122V113H123ZM140 111V110H139ZM138 111V112H139ZM208 111V110H207ZM210 111H212V110H210ZM102 112V111H101ZM106 112V111H105ZM111 113H112V111H110ZM120 112V113H119ZM128 112H130V114H126V113ZM137 112V113H138ZM176 112V113H175ZM93 113V112H92ZM92 113H91V115H92ZM132 113V114H131ZM142 113L144 114V115H142ZM89 114V113H88ZM103 115H104V112L102 113ZM107 114V113H106ZM108 114H110V113H108ZM118 116H116V117H114V113H113V117H114V121L116 122L117 120H115V118L116 119H118V118H120V116H123V117H125L123 114L121 115V110H119L118 111ZM132 115V116H131ZM180 115V114H179ZM178 115V116H179ZM211 115V114H210ZM94 116H96V115H94ZM108 116V118H109V115H107ZM110 116H112V114L110 115ZM129 116H128V119L127 120H130L129 119ZM135 116V117H134ZM139 116V117H138ZM181 116V115H180ZM203 116V115H202ZM112 117V118H113ZM127 117V116H126ZM92 118H93V116H92ZM103 118H106V116H104ZM111 118V119H112ZM132 118H131V120H132ZM107 119V118H106ZM121 119H122V117H121ZM120 119V120H121ZM136 119H134L135 120V122H136ZM139 119H137V122H139L138 120ZM142 119V120H143ZM181 119V118H180ZM179 118H178V120H180ZM183 119H185L184 117H183ZM193 118H191V120H192ZM197 119V118H196ZM110 120V119H109ZM113 120V119H112ZM124 120V118L122 119V121ZM144 120H148V119H144ZM177 120V119H176ZM189 121H191L190 120V118L188 119ZM187 120V121H188ZM195 120V119H194ZM194 120H192V121H194ZM198 120V119H197ZM93 121V120H92ZM186 121V120H185ZM186 121V122H187ZM191 121V126L192 125H194L193 127H194V129L191 131V132H189V133H187V134H189L188 136H186V130L188 131V129H182V128H184V127H182V126H180L179 124L181 123V121H179L180 123L178 124L179 125V127H182L181 128V130H183L182 132H184V135H183V137L185 136V137H187V139L188 140H190L189 141V143H191L190 145H188V147L190 146V147H194L195 149H196V147L195 146H198V147H203L204 148V145H202V144H207L208 143V145H209V143L211 142V140H213V141H215L216 139H217V142H218V140H219V136H216L215 134L217 133H214L212 136L211 135H209L210 133L208 132L209 130H207V126L208 125H206L205 123L207 122H205V123H203V120H202V122H200V121H196V122H192ZM119 122V121H118ZM117 122V123H118ZM121 122V121H120ZM129 122V121H128ZM127 122V123H128ZM132 122V121H131ZM130 122V123H131ZM134 121L132 122V123H135ZM140 122H142L143 123V121H141L140 120ZM139 122V123H140ZM170 122V121H169ZM168 122V123H169ZM185 122V123H186ZM212 122V121H211ZM125 123V120L122 122V124H124ZM129 123V124H130ZM138 124V126L139 125H143V124ZM145 124H146V122H144ZM149 123V122H148ZM175 123H176V121H175ZM175 123H173L174 125H175ZM126 124V123H125ZM136 125H137V123H135ZM134 124V125H135ZM170 124V123H169ZM184 124V123H183ZM187 124V123H186ZM208 124V123H207ZM214 124V123H213ZM135 125V126H136ZM151 125V124H150ZM149 125V126H150ZM171 125V124H170ZM188 125H190V124H188ZM206 125V126H205ZM146 125H144V127H145ZM149 126H147V127H149ZM155 126V127H156ZM218 126V125H217ZM146 127V128H147ZM151 127V126H150ZM154 126H153V128H155ZM166 127V126H165ZM187 127V126H186ZM209 127V126H208ZM118 128V127H117ZM136 128V127H135ZM143 128V127H142ZM157 128V127H156ZM163 128V127H162ZM171 128V127H170ZM175 128H176V126H175ZM174 128V129H175ZM187 128H191V127H187ZM132 129H133V127L130 129L131 131H132ZM140 129V128H139ZM143 129H145V128H143ZM148 129V128H147ZM177 129V128H176ZM126 130V129H125ZM136 130H137V128H136ZM142 130V129H141ZM151 130V129H150ZM159 130H158V132H159ZM162 130V129H161ZM180 130V129H179ZM179 130H177V131H179ZM181 130L179 131L180 133H181ZM217 130V129H216ZM134 131V130H133ZM145 131V130H144ZM143 131V132H144ZM148 132H149V130H147ZM147 131H145V133L147 132ZM153 131H154V129H153ZM157 131V130H156ZM163 131V130H162ZM161 131V132H162ZM165 131V130H164ZM168 131V130H167ZM174 131V130H173ZM211 131V130H210ZM214 131V130H213ZM221 131V130H220ZM129 133V136H130V131H128ZM135 132V131H134ZM140 132V131H139ZM148 132H147V134H148ZM169 132H170V130H169ZM168 132V133H169ZM175 132V131H174ZM178 132V133H179ZM133 133V132H132ZM141 133V136L140 137H138V130H137V134H134V135H137V137H134L132 134H131V136L132 137H134V138H129L130 139V142H129V139L127 138V136H125L124 137V132H123V134H121L120 135V137H122V139L121 140H125V139H123V137L124 138H127L126 140H128V142H127V144H125V145H130V147H128V148H130V149H128L127 148V146L125 147V148H127V150H129L128 152H130V151H132V149H135V150H140L139 152H143L142 150H144V148H146L147 149V151H145L146 153H148V152H151V153H157V152H159L160 151V153L159 154H161V155H159L158 153H157V155H159V156H161V157H163L162 155H167V153L166 154H163L162 152H164L165 150H163L162 152H161V150H162V148L163 147H165L166 146V143H167V141L166 140H168V139H170V137H169V135H168V137L166 138V136H165V138H166V140H164V137H162V138H160V140H158L157 142L154 140V138L156 137H154L153 138V136L154 135H152V137H150L151 136V133H153V132H151L149 135L150 136H143V135H145V134H142V131L140 132ZM139 133V134H140ZM155 133V132H154ZM153 133V134H154ZM167 133V132H166ZM167 133V134H168ZM170 133H172V131L170 132ZM213 133V132H212ZM159 134V133H158ZM157 134V135H158ZM160 134H162V133H160ZM164 134H165V132H164ZM221 134V133H220ZM38 135V134H37ZM41 135V134H40ZM123 135V136H122ZM126 135V134H125ZM218 135V134H217ZM128 136V137H129ZM162 136H164L163 134H162ZM172 136H173V134H172ZM178 136H181V134H178ZM40 137V136H39ZM117 137H118V135H117ZM176 137H177V135H176ZM218 137V138H217ZM37 138V137H36ZM41 138H42V136H41ZM82 138V137H81ZM152 138H153V140H152ZM173 139H174V136L172 137ZM180 138V137H179ZM181 138H182V136H181ZM180 138V139H181ZM216 138V139H215ZM224 138V137H223ZM223 138H221V139H223ZM226 138V137H225ZM229 138V137H228ZM45 139V138H44ZM84 139H85V137H84ZM176 139V138H175ZM179 139V140H180ZM185 139L186 138H183L182 139V141H179V140H177V143H178V141H179V143H183L184 141H185ZM215 139V140H214ZM51 140V139H50ZM77 140H79V139H77ZM81 140V139H80ZM119 140V139H118ZM117 140V141H118ZM120 140V141H121ZM126 140H125V142L124 143H126ZM170 140H172V139H170ZM170 140H168V141H170ZM187 140V141H188ZM226 140V139H225ZM45 141V140H44ZM154 141V142H153ZM173 141H175V140H172V143H173ZM222 141V140H221ZM85 142V141H84ZM123 142H120V143H123ZM156 142V143H155ZM186 142V141H185ZM193 142V143H192ZM223 142H226V141H223ZM86 143V142H85ZM119 143V142H118ZM169 143V142H168ZM175 143V142H174ZM216 143V142H215ZM40 144V143H39ZM42 144V143H41ZM52 144V143H51ZM185 144V143H184ZM183 144V145H184ZM205 144V145H206ZM217 144V143H216ZM124 145V144H123ZM122 145V146H123ZM171 145V144H170ZM170 145H168L167 144V146H169L170 147ZM182 145V144H181ZM181 145L180 144H178L177 146H179V148L181 147ZM186 145V144H185ZM117 146V145H116ZM167 146H166V148H167ZM173 146H175L174 144H173ZM176 146V147H177ZM68 147V146H67ZM78 147H79V145H78ZM182 147H185V146H182ZM192 147V148H193ZM207 147V146H206ZM117 148V147H116ZM119 148H121V147H119ZM118 148V149H119ZM123 148H124V146H123ZM122 148V149H123ZM124 148V149H125ZM171 148V147H170ZM169 148V150H171V149H173V147L170 149ZM175 148V147H174ZM178 148V147H177ZM164 149V148H163ZM176 149V148H175ZM191 149V148H190ZM194 149V150H195ZM201 149V148H200ZM214 149V148H213ZM94 150V149H93ZM134 150V151H135ZM149 150V151H148ZM168 150V151H169ZM174 150V149H173ZM177 150H179V149H176V150H174V151H176V153H177ZM181 150V149H180ZM180 150L178 151V152H180ZM182 150H183V148H182ZM198 150H199V148H198ZM75 151V150H74ZM114 151V150H113ZM121 151H123V152H127L126 151V149H125V151L124 150H121ZM168 151H166V152H168ZM183 151H185V150H183ZM190 151V150H189ZM193 151V150H192ZM195 151H197V150H195ZM194 151V152H195ZM137 152V151H136ZM144 152V153H145ZM169 152H172V151H169ZM187 152V151H186ZM77 153H78V151H77ZM76 153V154H77ZM88 153V152H87ZM116 153V152H115ZM131 153V152H130ZM129 153V154H130ZM135 153V152H134ZM134 153H132V154H134ZM143 153V154H144ZM151 153H149V155L151 154ZM165 153V152H164ZM180 153H182V152H180ZM75 154V153H74ZM73 154V155H74ZM79 154H81V153H78V155ZM132 154H131V156H132ZM197 154V153H196ZM200 154V153H199ZM204 154V153H203ZM135 155V154H134ZM137 155V154H136ZM153 155V154H152ZM155 155V154H154ZM153 155V156H154ZM156 155V156H157ZM173 155H175L174 153H173ZM178 155H180L179 153H178ZM177 154L175 155L176 157L175 158H179V156H178ZM183 155H185V154H183ZM188 155V154H187ZM202 155V154H201ZM140 156H142V155H140ZM144 156V155H143ZM142 156V157H143ZM152 156V157H153ZM178 156V157H177ZM186 156V155H185ZM204 156V155H203ZM138 156H136V158H137ZM141 157V158H142ZM151 157V156H150ZM155 157V156H154ZM153 157V158H154ZM157 158V159H159V160H162L163 158ZM181 157H182V155H181ZM187 157V156H186ZM194 157V156H193ZM69 158V157H68ZM76 158V157H75ZM84 158V157H83ZM136 158H134V161H135V159ZM144 158H145V156H144ZM156 158V157H155ZM183 158V157H182ZM185 158V157H184ZM196 160H194L193 158H191L190 157V159L187 157V159L184 161V162H182L181 160L179 161L178 159V161H179V163L180 164H177L175 161V163L178 165V167L177 166H175V167H177V169H176V171L177 172H182L183 174H187L186 176H189V179L188 178H185V180H183L181 183H179V188H181V187H183V186H185V188H191V189H193L194 187H195V185H197L195 188H197L198 186L200 187V186H202L205 182H208L209 180H208V178H209V176L207 175V171L209 172V170H206L207 169V167H209V165L207 164V163H209V162H207L206 163V161H208V160H206V159H201L200 160V157L199 158H197V157H194ZM234 158V157H233ZM236 158V157H235ZM71 159H73V158H71ZM138 159H140V157L138 158ZM143 159V158H142ZM181 159V158H180ZM191 159H193V160H191ZM130 160V159H129ZM158 160V161H159ZM164 160V159H163ZM162 160V161H163ZM197 160H199L200 162H198ZM233 160V159H232ZM75 161V160H74ZM79 161V160H78ZM138 161V160H137ZM137 161H135V162H137ZM141 161H143V160H141L140 159V162H138V165H139V163H143V162H141ZM145 161H146V159H145ZM147 161H149L150 162V159L149 160H147ZM146 161V162H147ZM167 161V160H166ZM128 162H130V161H128ZM135 162H133L134 164H135ZM148 162V164H150ZM154 163H155V168H156V164H160V163H162V165H163V163H165V162H159V163H157V160H156V162H155V159H154V161H153ZM153 162L149 165L150 167H153L152 165H154L153 164ZM170 162V161H169ZM237 162H239V161H236V163H234V160H233V162H231L232 164L231 165H233V163L234 164H238ZM131 163V162H130ZM240 163V162H239ZM134 164H132L133 166H134ZM148 164H146V166H147V169H146V167L144 168V170H145V172H146V174H143L142 172V176H140L139 178V186H140V184H142L141 186L142 187H145L144 188V194H146V193H148V188L150 187V185H152V184H154L155 183V179H156V176H158V174L157 173H155V174H157L156 176L155 175H153L152 174V172H154V170L152 171L151 169H153V168H149L148 167ZM210 164V163H209ZM137 165V164H136ZM135 165V166H136ZM168 165V164H167ZM166 165V163L163 165V167L164 166H167ZM230 165V166H231ZM240 164H238V166H239ZM242 166H243V163L241 164ZM88 166V165H87ZM145 166V165H144ZM143 166V167H144ZM159 167H160V169H162L161 168V166L160 165H158ZM158 166H157V168H158ZM211 166V165H210ZM222 166V165H221ZM229 166V167H230ZM234 166H236V165H234ZM234 166H232L233 168H234ZM170 167V166H169ZM174 167V166H173ZM228 167V168H229ZM232 167H230V168H232ZM237 167V166H236ZM235 167V168H236ZM149 168V169H148ZM171 168V167H170ZM229 168V170L231 171L232 169H230ZM234 168V169H235ZM240 169L241 170V166L240 167H237V169ZM143 169V168H142ZM164 169V171L165 170H167L165 167L163 168ZM162 169V170H163ZM172 169V168H171ZM209 169H211L210 167H209ZM233 169V170H234ZM238 169V170H239ZM242 169H243V167H242ZM244 169H247V168H244ZM147 170H149L148 171V173H147ZM159 170V169H158ZM237 170V171H238ZM134 171V170H133ZM142 171V170H141ZM152 171V172H151ZM155 171H157V169H155ZM157 172H162V171H157ZM240 172V171H239ZM224 173V172H223ZM168 174V173H167ZM209 174V173H208ZM213 174V173H212ZM225 174V173H224ZM237 174V173H236ZM136 175V174H135ZM175 175V174H174ZM211 175V174H210ZM216 175V174H215ZM250 175V174H249ZM138 176V175H137ZM155 176V177H154ZM177 176V175H176ZM179 176V175H178ZM185 176V177H186ZM213 177H214V175H213ZM219 177V176H218ZM237 177V176H236ZM252 177V176H251ZM254 177V176H253ZM132 178V177H131ZM210 178H212V177H210ZM215 178H217L216 176H215ZM226 178V177H225ZM262 178V177H261ZM127 179V178H126ZM136 179V178H135ZM134 179V180H135ZM227 179H229V178H227ZM231 179H233V178H231ZM239 179V178H238ZM250 179V178H249ZM263 179V180H262ZM261 180H262V183H264L263 181H264V178H262ZM130 181H131V179H129ZM129 180L127 181V182H129ZM132 180H133V178H132ZM160 180H161V178H160ZM213 180V179H212ZM223 180H225V179H223ZM241 180V179H240ZM244 180V179H243ZM248 180V179H247ZM253 180H254V182H256V180L254 179V178H252V180L250 179V181H252V183H254L253 182ZM227 181V180H226ZM242 181V180H241ZM134 182V181H133ZM180 182V181H179ZM212 182V181H211ZM233 182H235V181H233ZM236 182H239V180H236ZM235 182V183H236ZM261 182V181H260ZM209 183V182H208ZM218 183V182H217ZM223 183V182H222ZM227 183V182H226ZM231 183V182H230ZM249 183V182H248ZM251 183V184H252ZM259 183V182H258ZM129 184H130V182H129ZM219 184V183H218ZM112 185V184H111ZM160 185V184H159ZM178 185V184H177ZM238 185V184H237ZM248 185V184H247ZM256 185V184H255ZM140 186V188H142ZM204 186H205V184H204ZM239 186V185H238ZM238 186H236V187H238ZM243 186V185H242ZM129 187V186H128ZM130 187H132V184H131V186ZM134 187V186H133ZM138 187V186H137ZM193 187V188H192ZM198 187V188H199ZM234 187V186H233ZM236 187H234V188H236ZM245 187H247V186H245ZM244 187V188H245ZM188 188H187V190H188ZM202 188H203V186H202ZM239 188V189H238ZM237 189H235V190H237V191H235V192H237L238 193V195L237 196H240L241 197V195H240V187H238ZM109 189V188H108ZM184 189V188H183ZM130 190H132L131 188H130ZM135 190V189H134ZM134 190H132L133 192H135V193H137V192H139L138 190L137 191H134ZM182 190V189H181ZM193 190H195V189H193ZM193 190H190V191H192L193 192ZM197 190V189H196ZM195 190V191H196ZM110 191V190H109ZM124 191H126V190H124ZM132 191H130V192H128L126 195H125V197H126V199L125 200H127L126 202H128L127 203V208H128V206H131V205H133L134 206V208L136 209L137 207H135V206H138V208H140L141 206H143L142 205V203L141 204H139V205H137L138 204V200L140 199V196H139V199H138V197H136L135 195H133V193H132ZM171 191V190H170ZM198 191H201V190H198ZM242 191H245V190H242ZM151 192V191H150ZM176 192V191H175ZM186 192V191H185ZM197 192V191H196ZM248 192V191H247ZM246 192V193H247ZM170 193V192H169ZM190 193V195L189 196H187V197H190V196H192V195H195V196H197L196 194L197 193H192L191 194V192H189ZM244 193V192H243ZM109 194V193H108ZM139 194V193H138ZM153 194V193H152ZM151 194V195H152ZM179 194H181V192L179 193ZM110 195V194H109ZM116 195H118L117 193H116ZM162 195V194H161ZM168 195V194H167ZM201 195V194H200ZM200 195L198 196V197H200ZM113 196V195H112ZM144 196V195H143ZM153 196V195H152ZM172 196V195H171ZM170 196V197H171ZM203 196V195H202ZM201 196V197H202ZM206 196V195H205ZM215 196V195H214ZM163 197V196H162ZM169 197V196H168ZM172 197H174V196H172ZM180 197H181V195H180ZM193 197V196H192ZM240 197H238L239 199H240ZM246 197H247V195H246ZM110 198V197H109ZM122 198V197H121ZM146 197H144V199H145ZM154 199H151V201L152 200H154L153 201V209H151V210H154V212L155 213H157L158 215H160V216H162L161 218H163L164 217V214H165V212L166 211H168V207H169V202L168 201H166L167 203H168V206H166V202H165V206L164 205H161V204H164V202H162V200H163V198H162V200H160L161 198L159 197V198H157V197H153ZM177 198V197H176ZM175 198V199H176ZM183 198V197H182ZM182 198L180 199L181 201H182ZM194 198V197H193ZM196 198V197H195ZM221 198V197H220ZM238 198H236L237 200H239ZM108 199V198H107ZM141 199H142V197H141ZM165 199V198H164ZM167 199V198H166ZM169 199H173V198H169ZM223 199V198H222ZM248 201L246 202V205L247 204H251L250 206L252 207V205H255V203H254V199L253 198H251V196H249L248 197ZM253 199V200H252ZM112 200V199H111ZM120 200L121 199H119L118 201L120 202ZM123 200V199H122ZM125 200H123V201H125ZM143 200V199H142ZM141 200V201H142ZM178 199H176V201H177ZM189 200V199H188ZM187 200V201H188ZM242 200V199H241ZM107 201V200H106ZM117 201V200H116ZM170 201V200H169ZM110 202V201H109ZM113 202V201H112ZM147 202V201H146ZM180 202V201H179ZM237 202V203H236ZM236 202H233L232 200H230V201H228V203H229V208L230 207H234L233 208V210L235 211L234 213L237 215V217L236 218H238L239 217V219L241 218V213L242 212H238V207L239 206H241V204L243 203H241V201L239 200V201H236ZM107 203V202H106ZM143 203H144V201H143ZM149 203H151V202H149ZM198 203V202H197ZM227 203V202H226ZM235 203V204H234ZM238 203H240V204H238ZM261 203H263V202H261ZM121 204V203H120ZM148 204V203H147ZM108 205V204H107ZM114 205H115V203H114ZM118 205V204H117ZM148 205H151V204H148ZM243 205V204H242ZM122 206V205H121ZM140 206V207H139ZM220 206H222V205H220ZM223 206H225V205H223ZM110 207V206H109ZM113 207V206H112ZM116 207V206H115ZM125 207V208H126ZM151 207V208H152ZM164 207H165V209H167L166 211L164 210ZM197 207V206H196ZM237 207V208H236ZM250 207V208H251ZM256 207V206H255ZM133 207H131V209H132ZM150 208V207H149ZM173 208V207H172ZM225 208V207H224ZM225 208L226 210H229V211H231V212H233L232 211V208ZM242 208V207H241ZM119 209V208H118ZM124 209V208H123ZM171 209V208H170ZM193 209V208H192ZM247 209V212L249 211V207L248 208H246ZM246 209H245V211H246ZM254 209V208H253ZM258 209V208H257ZM116 210V209H115ZM128 210H130V209H128ZM239 210H240V207H239ZM252 210V209H251ZM123 211V210H122ZM131 211H133L134 212V209L133 210H130V214H131ZM136 211H137V209H136ZM243 211V210H242ZM261 211V210H260ZM115 212V211H114ZM121 212V211H120ZM119 212V213H120ZM124 212V211H123ZM125 212H127V210L125 211ZM129 212V211H128ZM132 212V213H133ZM153 212V213H154ZM247 212H246V214H247ZM250 212L251 211H249L248 213L250 214ZM259 212V211H258ZM141 213V212H140ZM171 213H173V212H171ZM101 214V213H100ZM194 214V213H193ZM197 214V213H196ZM228 214V213H227ZM235 214H234V217H235ZM244 215H245V212L243 213ZM249 214H248V217H251V216H249ZM111 215V214H110ZM147 215V214H146ZM151 215H153V214H151ZM230 215H231V213H230ZM250 215H252V214H250ZM97 216V215H96ZM104 216V215H103ZM113 216V215H112ZM126 216H127V213H126ZM156 216V215H155ZM187 216V215H186ZM200 216V215H199ZM232 216V215H231ZM262 216V215H261ZM98 217V216H97ZM114 217V216H113ZM116 217H117V215H116ZM121 217H122V215H121ZM135 217V216H134ZM143 217V216H142ZM216 217V216H215ZM233 217V216H232ZM243 217V216H242ZM254 217V216H253ZM214 218V217H213ZM244 218V217H243ZM243 218H242V222H244V220H243ZM245 218H247V217H245ZM116 219V218H115ZM202 219V218H201ZM235 219V218H234ZM249 219V218H248ZM255 219V218H254ZM130 220H131V218H130ZM192 220V219H191ZM211 220V219H210ZM209 220V221H210ZM214 220V219H213ZM246 220V219H245ZM251 221H252V219H250ZM95 221V220H94ZM94 221H92V222H94ZM108 221V220H107ZM194 221H196V220H194ZM219 221V220H218ZM96 222V221H95ZM161 222V221H160ZM223 222V221H222ZM245 222H250V221H245ZM101 223V222H100ZM102 223H104V222H102ZM190 223V222H189ZM205 223V222H204ZM215 223H217V222H214V224ZM219 223V222H218ZM264 223V222H263ZM262 223V224H263ZM97 224V223H96ZM220 224V223H219ZM226 224V223H225ZM245 223H243V225H244ZM249 224V223H248ZM93 225H94V223H93ZM181 225V224H180ZM197 225V224H196ZM201 225V224H200ZM221 225V224H220ZM242 225V224H241ZM240 225V226H241ZM253 225V224H252ZM97 226V225H96ZM98 226H99V224H98ZM128 226V225H127ZM181 226H183V225H181ZM192 226H193V224H192ZM205 226V225H204ZM218 227H219V225H217ZM216 226V227H217ZM262 226V225H261ZM83 227V226H82ZM191 227V226H190ZM200 227V226H199ZM202 227V226H201ZM210 227V226H209ZM215 227V228H216ZM222 226H220V228H221ZM224 227V226H223ZM232 227V226H231ZM244 227H246V225L244 226ZM255 227V226H254ZM263 227V226H262ZM192 228V227H191ZM195 228V227H194ZM193 228V229H194ZM205 228V227H204ZM204 228H201V229H204ZM211 228V227H210ZM242 228V227H241ZM248 228H251V226L249 227L248 226ZM259 228V227H258ZM258 228H256L257 230H258ZM75 229V228H74ZM201 229H200V231L199 232H195V230L193 231V232H195V233H193L192 235H193V237L195 238V240H194V238H193V241H195V244L194 243H192V238H188V236H186V234H184V235H182L181 237H182V240L180 241V239H181V237H180V239H179V241L180 242H182V244H183V247L181 248V246H182V244L179 242V241H176L177 243L179 242L180 244L177 246V245H175L174 243V241L175 240H173V244L177 247V248H175L174 246H172V250L169 248V250L171 251L170 253V255H171V258L172 259H174L172 256V253L173 254H175V259H182V260H184L183 258L185 257V254H187V256L188 255H192V254H194L195 255V250L194 249H197L196 247H198L199 248V246L200 245H202L203 243H206V241H208L210 238H213V239H216V238H214L216 235L218 236V234H216L215 232H217V231H219V230H217V231H215V232H213L212 234H207V230L206 229H204V230H206V231H201ZM212 229V228H211ZM214 229V228H213ZM218 229V228H217ZM223 229V228H222ZM230 229H232V228H230ZM238 229V228H237ZM246 229V228H245ZM252 229V228H251ZM261 229V228H260ZM260 229H259V231H260ZM263 230H264V228H262ZM125 230V229H124ZM190 230V229H189ZM197 230V229H196ZM233 230V229H232ZM253 231L255 230V229H252ZM262 230V231H263ZM125 231H127V230H125ZM213 231V230H212ZM227 231V230H226ZM235 231V230H234ZM246 231V230H245ZM258 231V232H259ZM159 232H161V231H159ZM190 232H192L191 230H190ZM190 232H188V235H189V233ZM230 232V231H229ZM232 233H233V231H231ZM230 232V233H231ZM209 233H210V229H209ZM229 233V235H231ZM248 233V232H247ZM252 233V232H251ZM264 233V232H263ZM148 234V233H147ZM150 234V233H149ZM183 234V233H182ZM196 234V235H195ZM222 234V233H221ZM236 233L234 232V234L233 235H231V236H233L234 237V235H235ZM155 235L156 234H154V237H155ZM165 235V234H164ZM176 235V234H175ZM175 235H174V237H175ZM190 235H191V233H190ZM190 235H189V237H190ZM240 235V234H239ZM260 235V234H259ZM147 236V235H146ZM150 236V235H149ZM148 236V237H149ZM170 236V235H169ZM169 236H168V238H169ZM171 236H172V238H174L173 237V235L171 234ZM178 235H176V237H177ZM231 236H229V237H227V238H230ZM236 236H237V234H236ZM246 236V235H245ZM179 237V236H178ZM183 237H187L186 239L184 238L183 239ZM233 237H232V239H233ZM238 237V236H237ZM244 237V236H243ZM167 238V237H166ZM167 238V239H168ZM209 238V239H208ZM219 238H223V235H222V237L220 236ZM224 238H225V236H224ZM223 238V239H224ZM227 238H225V239H227ZM239 238V237H238ZM246 238V237H245ZM244 238V239H245ZM166 239V240H167ZM177 239V238H176ZM217 239H218V237H217ZM241 239H242V237H241ZM262 239V238H261ZM264 239V238H263ZM262 239V240H263ZM165 240V239H164ZM172 240H171V243L170 244H172ZM191 240V241H190ZM212 239H210V241H211ZM236 240V239H235ZM238 240H240V239H238ZM246 240V239H245ZM248 240V239H247ZM251 240V239H250ZM169 241V240H168ZM167 241V242H168ZM214 241V240H213ZM217 241V240H216ZM228 241V240H227ZM230 241V240H229ZM234 241V240H233ZM243 241V240H242ZM258 241V240H257ZM261 241V240H260ZM170 242V241H169ZM209 242V241H208ZM245 242V241H244ZM251 242V241H250ZM155 243V242H154ZM212 243V242H211ZM210 243V244H211ZM217 243V242H216ZM240 243V242H239ZM253 243V242H252ZM251 243V244H252ZM166 244V243H165ZM170 244L168 245H166V247L167 246H170ZM185 244V245H184ZM214 244V242L212 243V245ZM220 244V243H219ZM246 244V243H245ZM261 244H263V243H261ZM181 245V246H180ZM241 245V244H240ZM253 245H254V243H253ZM143 246V245H142ZM205 246V245H204ZM208 246V245H207ZM251 246V245H250ZM146 247V246H145ZM163 247V246H162ZM174 247V248H173ZM203 247V246H202ZM244 247V246H243ZM144 248V247H143ZM160 248V247H159ZM180 248V249H179ZM227 248V247H226ZM225 248V249H226ZM162 249V248H161ZM164 249V248H163ZM200 249V248H199ZM198 249V250H199ZM210 249V248H209ZM247 249V248H246ZM249 249V248H248ZM136 250V249H135ZM167 251H168V253H169V250L168 249H166ZM198 250H197V256H198ZM263 250H264V248H263ZM119 251V250H118ZM167 251H165V254H166V252ZM200 251V250H199ZM245 251V250H244ZM138 252V251H137ZM145 252V251H144ZM163 253H164V250L162 251ZM248 252V251H247ZM251 252H252V250H251ZM250 252V253H251ZM254 252V251H253ZM119 253V252H118ZM167 253V254H168ZM183 253V256H180L181 254ZM242 253V252H241ZM66 254V253H65ZM98 254V253H97ZM131 254V253H130ZM156 254H158V253H156ZM252 254H254V253H252ZM85 255V254H84ZM95 255V254H94ZM100 255V254H99ZM109 255H110V253H109ZM118 255V254H117ZM152 255V254H151ZM176 255H179V256H176ZM194 255H192V256H194ZM211 255V254H210ZM247 255H248V253H247ZM103 256V255H102ZM112 256H114V255H111V256H109V257H112ZM132 256V255H131ZM155 256V255H154ZM160 256H162V255H160ZM167 256V255H166ZM169 256V255H168ZM249 256V255H248ZM251 256V255H250ZM83 257V256H82ZM85 257H86V255H85ZM93 257V256H92ZM95 257V256H94ZM100 257V256H99ZM117 257V256H116ZM147 257V256H146ZM145 257V258H146ZM158 257V256H157ZM181 257V258H180ZM183 257V258H182ZM195 257V256H194ZM207 257V256H206ZM205 257V258H206ZM101 258V257H100ZM150 258V257H149ZM149 258H148V260H149ZM152 258V260L153 259H155V258H153V257H151ZM164 259H165V261L167 260V258H165V257H163ZM171 258H168V260L169 259H171ZM190 258H191V256H190ZM207 258H209V257H207ZM263 258V257H262ZM95 259H96V257H95ZM115 259V258H114ZM158 260H160V258H157ZM164 259H163V262H165L164 261ZM172 259L170 260L171 262H172ZM174 259V260H175ZM177 259V260H178ZM187 258H185V260H186ZM188 259H189V257H188ZM100 260V259H99ZM104 260V259H103ZM133 260V259H132ZM161 260H162V257H161ZM161 260H160V262H161ZM181 260V261H182ZM238 260V259H237ZM97 261H98V256H97ZM169 261V263H171ZM179 261V260H178ZM178 261H176L178 264H179V262ZM239 261V260H238ZM242 261V260H241ZM101 262H102V260H101ZM104 262V261H103ZM129 262V261H128ZM128 262H126L125 260L123 261L122 259L120 260V258L118 259V258H116L115 260H113V261H110L109 263H107V264H128ZM131 262V261H130ZM144 263L145 262H147V260L146 261H143ZM149 262H151V264H152V261L151 260H149L147 263L148 264H150ZM158 262V261H157ZM163 262H162V264H163ZM168 261H166L165 263L166 264H168L167 263ZM175 262V263H176ZM247 262V261H246ZM39 263V262H38ZM91 263V262H90ZM96 263V262H95ZM98 263H99V261H98ZM144 263H142V264H144ZM94 264V263H93ZM100 264V263H99ZM101 264H103V263H101ZM104 264H106V263H104ZM140 264V263H139ZM146 264V263H145ZM155 264H156V261H155ZM174 264V263H173ZM227 264V263H226Z\"/></svg>","mask_w":264,"mask_h":264}]
</instances>
